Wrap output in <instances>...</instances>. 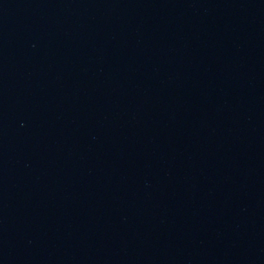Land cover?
<instances>
[{"label": "water", "instance_id": "obj_1", "mask_svg": "<svg viewBox=\"0 0 264 264\" xmlns=\"http://www.w3.org/2000/svg\"><path fill=\"white\" fill-rule=\"evenodd\" d=\"M0 264H264V0H0Z\"/></svg>", "mask_w": 264, "mask_h": 264}]
</instances>
